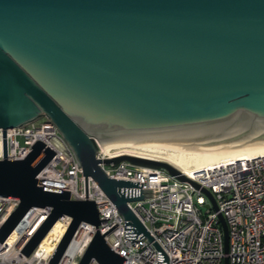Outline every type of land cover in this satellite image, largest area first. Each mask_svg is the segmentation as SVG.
<instances>
[{
	"label": "water",
	"instance_id": "obj_1",
	"mask_svg": "<svg viewBox=\"0 0 264 264\" xmlns=\"http://www.w3.org/2000/svg\"><path fill=\"white\" fill-rule=\"evenodd\" d=\"M42 117L71 151L84 185L89 177L115 207L122 237L144 238L156 262L167 264L126 204L156 197L144 194L156 189L107 177L99 163L163 168L197 184L164 161L97 159V144L131 138L214 154L264 150V0H0V129L5 136ZM3 149L0 196L17 205L0 226V242L30 207H49L21 253L66 215L49 258L56 264L80 222L99 223L95 205L37 185L35 175L52 156L41 142L16 160L6 158L5 140ZM201 192L215 209L211 194ZM218 221L226 252V226L220 215ZM91 258L123 261L97 231L77 264Z\"/></svg>",
	"mask_w": 264,
	"mask_h": 264
},
{
	"label": "built area",
	"instance_id": "obj_2",
	"mask_svg": "<svg viewBox=\"0 0 264 264\" xmlns=\"http://www.w3.org/2000/svg\"><path fill=\"white\" fill-rule=\"evenodd\" d=\"M3 140L6 158L10 160L23 158L34 142H41L52 151V156L35 175L37 185L66 190L70 199H87L95 205L99 223L94 226L80 222L56 264H77L95 231L102 235L112 252L122 257L121 264H160L156 262L157 251L144 238L141 242L122 237V220L115 207L89 177L84 185L71 151L48 120L42 117L9 128L5 136L0 129V159L4 158ZM97 146L101 152L96 153V158L100 160L129 155L164 161ZM99 166L107 177L141 182L139 189H156L144 193L156 197H143L126 204L166 255L167 264H222L224 257L227 264H264V154L230 159L189 174L181 172L197 188L179 181L163 168L138 166L128 161L99 163ZM201 189L211 194L215 209ZM16 205V199L0 196V226ZM49 210V207H30L23 214L8 237L0 242V264H49L70 222L66 215L53 223L57 224V230L61 229L57 236L51 233L45 244H41L43 237L28 255L21 253ZM218 215L226 226V252ZM87 264L98 263L91 258Z\"/></svg>",
	"mask_w": 264,
	"mask_h": 264
},
{
	"label": "bare ground",
	"instance_id": "obj_3",
	"mask_svg": "<svg viewBox=\"0 0 264 264\" xmlns=\"http://www.w3.org/2000/svg\"><path fill=\"white\" fill-rule=\"evenodd\" d=\"M103 147L106 149L118 148L116 151H123L124 153H130L147 158L161 159L168 162L184 174H189L192 171H196L202 167L212 166L230 159L259 156L264 154V150L241 154H214L184 150L131 138H122L108 141L103 143ZM56 225L57 224L52 225V231L50 230L47 232V234L41 240V244H45L47 239L51 237V233L56 234V236L58 235L61 229L57 230ZM10 238L11 237H9V240Z\"/></svg>",
	"mask_w": 264,
	"mask_h": 264
}]
</instances>
